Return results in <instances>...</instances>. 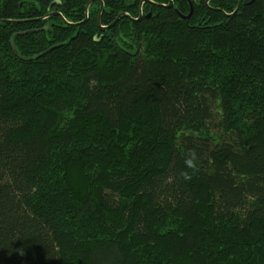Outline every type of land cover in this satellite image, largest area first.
I'll return each mask as SVG.
<instances>
[{
    "label": "trees",
    "instance_id": "obj_1",
    "mask_svg": "<svg viewBox=\"0 0 264 264\" xmlns=\"http://www.w3.org/2000/svg\"><path fill=\"white\" fill-rule=\"evenodd\" d=\"M0 264H264V0H0Z\"/></svg>",
    "mask_w": 264,
    "mask_h": 264
},
{
    "label": "water",
    "instance_id": "obj_2",
    "mask_svg": "<svg viewBox=\"0 0 264 264\" xmlns=\"http://www.w3.org/2000/svg\"><path fill=\"white\" fill-rule=\"evenodd\" d=\"M170 6H173V4L171 3ZM102 7H103V5H102ZM192 14H193V5H191V12H190L188 18H190L192 16ZM188 18L186 17V19H188ZM105 30H106L105 28H102V31H105Z\"/></svg>",
    "mask_w": 264,
    "mask_h": 264
},
{
    "label": "bare ground",
    "instance_id": "obj_3",
    "mask_svg": "<svg viewBox=\"0 0 264 264\" xmlns=\"http://www.w3.org/2000/svg\"><path fill=\"white\" fill-rule=\"evenodd\" d=\"M171 3H172V2H171ZM171 3H170V4H171ZM172 4H173V3H172ZM170 7H172V6H170Z\"/></svg>",
    "mask_w": 264,
    "mask_h": 264
}]
</instances>
